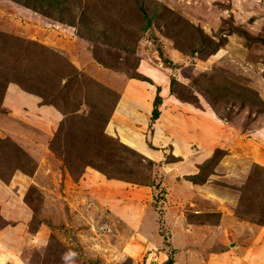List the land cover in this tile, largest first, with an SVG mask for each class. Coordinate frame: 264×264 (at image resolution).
Returning <instances> with one entry per match:
<instances>
[{"label": "rangeland", "instance_id": "1", "mask_svg": "<svg viewBox=\"0 0 264 264\" xmlns=\"http://www.w3.org/2000/svg\"><path fill=\"white\" fill-rule=\"evenodd\" d=\"M53 1L52 11L41 0H0V264H161L169 255L188 264L176 253L192 242L176 237L174 247L171 227L223 214L252 241L210 243L206 258L264 245V0ZM140 4L156 12L145 30ZM63 60L76 68L62 70ZM130 80L146 89L127 94L144 110L149 100L150 113L159 87L161 118L123 98ZM99 86L110 93L100 133L155 159L132 155L148 166L146 186L78 172L70 154L84 153L73 142L87 155L98 149L83 122L53 138L62 116L31 114L30 98L38 109L82 94L95 104ZM112 152L104 158L119 163ZM207 185L223 209L196 196Z\"/></svg>", "mask_w": 264, "mask_h": 264}, {"label": "trees", "instance_id": "2", "mask_svg": "<svg viewBox=\"0 0 264 264\" xmlns=\"http://www.w3.org/2000/svg\"><path fill=\"white\" fill-rule=\"evenodd\" d=\"M41 2L42 4H46L47 9L50 8L51 10L52 9L56 10L55 1L41 0ZM140 7L141 8L139 9L141 10L144 16V20H145V24H144L145 27L143 28V30H145L146 28L151 27V23L154 21L156 17V12H150V11L148 12L147 9L143 8L142 4H140ZM61 64H62L61 66L62 70H65L67 67L70 69L76 68L70 62H66L65 60H63V63ZM148 83L152 84L151 81H148ZM54 86L55 84L52 85V87ZM155 87H156V95L153 99L152 110L150 113V118L152 121H155L160 117L159 108L162 104V97L160 95V89L158 86H155ZM99 88L101 91L96 92L97 93L96 95L99 99H97V102L95 104L91 103L89 101V98H85L83 94L82 96L75 95L77 96L75 98V101H77L78 103H76L75 101L74 102L68 101L65 96V97H61V99H65L64 105L62 108H60L56 104H52L53 108L57 112H59L62 116V120L59 121L60 123L58 125V129L55 132L53 138H56L57 134L58 136H61V135L63 136L66 134L68 135V137L70 136V134L75 135V131H76L74 129L75 126L70 122L73 121V118L76 117L77 118L76 120L78 121L80 120L83 122L84 126L81 127V130L84 129V132H86L85 134L87 135L88 134L93 135L94 139L96 140L95 144L98 145V149L95 154L87 155V153H85L83 150H80L78 148V146L81 147V144H79L76 141L73 142L72 146H75L76 152L81 151L84 153V155L78 154L77 156H75L73 149H72V153L70 154L72 157H74V160L72 159V165H74V168L78 169V172L80 171L83 172L85 168L91 167V168H94L96 171L100 172V174L102 173L108 179H116V180L124 181L127 183H131V184H137L139 186H146L145 185V183L147 182L146 176L149 177V175L146 174L147 172L146 168H148V166L146 168L144 167L140 168L141 166H143V163H140L139 160L137 159L141 158L143 162L147 161V163H149L148 164L149 166L153 164L152 160L143 156L139 152L131 149L130 147H128L122 142H118V144L116 145L117 147L116 148L115 146L107 142V140L109 139L113 140V138L107 136L106 134L100 133V132H104V129L107 125L106 122L109 119L108 118L105 121L106 124L102 122L103 115L105 114V111L107 110L105 105L107 102L108 95L110 93L106 87L104 88L102 86H99ZM61 92L64 94V90H60L58 94L60 95ZM75 93H80V91L77 88H75L71 94H75ZM79 96H80V99H77ZM97 103H101V105L100 107L96 109V107L98 106ZM81 107H84L86 109L89 108V112L87 114L80 115L82 114V110L80 109ZM107 111H110V110H107ZM87 135L85 136L83 135L84 139L86 138ZM111 148L114 150V152H112L113 154L111 157H113L114 159L115 158L118 159L119 163L114 162L113 159H111L112 163H110L111 161L110 162L106 161V159L104 158L103 155L107 154L111 150ZM70 150H71V147L68 148V151ZM132 155H136L138 158L136 159L132 157ZM130 159H132L133 164L135 163L134 164L135 166L131 164ZM169 256L170 257H168V259L161 264H173V261H174L173 256L171 255Z\"/></svg>", "mask_w": 264, "mask_h": 264}, {"label": "crops", "instance_id": "3", "mask_svg": "<svg viewBox=\"0 0 264 264\" xmlns=\"http://www.w3.org/2000/svg\"><path fill=\"white\" fill-rule=\"evenodd\" d=\"M129 85H137L139 88H142L143 91H145V89H146L141 84H137L136 82H133L130 80L127 83V86L125 87V89H123V91H122V96H124L123 98H126L127 100L130 97L129 96L130 94L129 95L127 94V90H128ZM144 95H145L144 100L152 98V94H150L149 97L147 96V93H144ZM130 98L132 99V97H130ZM29 102H30V107H32L31 114H42L44 112H47L48 114L52 115L53 113H55L56 117L58 119L57 122L59 121L61 114L59 112H57L53 107L44 106V107H41L40 109H38V107H39L38 103L40 102L39 99L35 100V99L30 98ZM130 102L133 103V105H135L137 108L142 109V111L146 112L147 114L150 113L149 100L146 103L144 101V104H146V110H144V108H141L138 104H135L133 102V99ZM131 103H129V104H131ZM41 109H43V110L38 113V111H40ZM142 147L143 148L140 149L142 152H145L146 154H148L150 156H154L152 151L149 150L145 145ZM152 160H155V159H152ZM189 183H190V185H193L192 180H189ZM201 188L203 190L201 192H199L196 196L201 195L202 198H200V199H202L204 202L208 201L209 203L213 202L216 204H220V205H222V209H223V206L225 203L222 200H224L225 197L223 196V194L221 192H218V191H220L219 188L214 190V189H211L208 185L206 187L203 186ZM191 192L193 193V191H191ZM220 194H221V196H220ZM226 198L227 199L230 198L228 194L226 195ZM231 203H233V200L231 201ZM227 212H229V211H227ZM192 214L193 215H200V212H199V210L192 209ZM222 217H223V219H221V221L219 220L218 223H213L212 225H210L209 223H206L203 225L195 226V224L189 223L188 227L186 228V227H183V224L181 222V223H177V225H175L176 227L170 226L174 230H175V228L177 229L174 232H172V234H171L172 243L175 245L174 247H176L177 249H180V247H178L177 243L175 242L176 237H179L180 239H184L185 237L186 238L188 237V239H189V240H187L188 243L192 242L191 246L187 250L186 249L185 250L180 249L176 253V261L185 258L186 259L185 261L188 264H200V261L202 262V260L204 262L203 264H264V248H263L264 245H262L261 247L258 248V247H256L257 245H253V242H252V244L246 245L245 248L241 247L240 245H238V243H236V246L233 247V249L230 246L229 250H224L222 252H219L218 254H212L211 256L209 255L206 258V255H207L206 250H207V247L210 243H214L215 245H217V247H219L221 245H226V243H229V239H231L232 237L234 239H236L235 240L236 242L238 239H239L238 242H241L244 240L245 237H248L250 235L252 236V234H253L251 232L250 228L244 229L242 225L238 224L237 222L233 223L230 218H229L230 219L229 220L227 218L228 214H223ZM169 219L171 220V218H169ZM171 223H172V221H171ZM254 229H256V228H254ZM256 230H258V229H256ZM256 230H255V233L253 235L254 238H255L256 234H258V231H256ZM262 236H264V233H260L259 239L256 240V238H255L254 240H256L258 242L260 239H262L261 238ZM246 240L247 239L245 238V241ZM245 241H244V243H245ZM251 241H252V238H251V240H247L248 243H251ZM254 246H255V248H254ZM252 248H254V249H252ZM201 254H203V259L201 257Z\"/></svg>", "mask_w": 264, "mask_h": 264}]
</instances>
